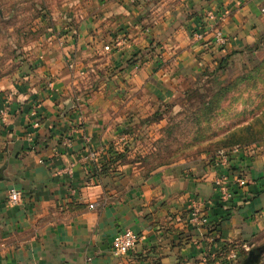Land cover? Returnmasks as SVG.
Wrapping results in <instances>:
<instances>
[{
	"label": "crops",
	"instance_id": "obj_1",
	"mask_svg": "<svg viewBox=\"0 0 264 264\" xmlns=\"http://www.w3.org/2000/svg\"><path fill=\"white\" fill-rule=\"evenodd\" d=\"M75 17L63 44L0 91V264H264V146L148 174L121 149L136 119L184 78L255 59L264 0H110ZM87 150L97 157L84 160ZM222 173L229 201L214 188ZM11 187L21 192L15 205ZM124 229L138 240L114 256Z\"/></svg>",
	"mask_w": 264,
	"mask_h": 264
},
{
	"label": "rangeland",
	"instance_id": "obj_2",
	"mask_svg": "<svg viewBox=\"0 0 264 264\" xmlns=\"http://www.w3.org/2000/svg\"><path fill=\"white\" fill-rule=\"evenodd\" d=\"M109 1L0 0V91L13 88L27 66L56 46L76 15L92 14ZM254 56L184 78L136 119L121 149L137 156L148 174L214 159L221 150L264 146V48Z\"/></svg>",
	"mask_w": 264,
	"mask_h": 264
},
{
	"label": "built area",
	"instance_id": "obj_3",
	"mask_svg": "<svg viewBox=\"0 0 264 264\" xmlns=\"http://www.w3.org/2000/svg\"><path fill=\"white\" fill-rule=\"evenodd\" d=\"M130 3H134L135 0H128ZM209 19H213V11H210L208 13ZM59 43H64V37L59 36ZM214 39L218 45H223L226 42V37L223 34L222 30L218 27H215L214 31ZM105 50L109 49V46L104 47ZM68 67L70 70L76 69V63L75 60H70L68 63ZM48 85L52 88L53 84L52 82H49ZM37 109L38 104L35 102L30 110V116L35 119L30 121L31 127H38L39 121L37 120ZM8 106H5L3 113L4 115L8 114ZM72 137L70 135H67L63 137V145L65 147H70L72 143ZM238 149L234 148L228 151L221 150L218 154V160L221 164L228 163L229 157L231 153L236 152ZM97 157V152L95 150H87V153L84 155V160H94ZM229 182V175L226 173H222L219 176H217L214 180V188L219 194V198L222 201H229L232 197V190L230 186L228 185ZM235 183L238 186H244L246 184L245 179L236 177ZM7 203L9 205H15L18 204L21 201V192L14 187L9 188L7 192ZM197 213H193V218L195 219ZM197 218V217H196ZM138 240L137 235L131 230V229H124L122 231L117 232L114 237L112 238V241L110 243V251L114 256H121L124 254H127L129 251H131L136 242Z\"/></svg>",
	"mask_w": 264,
	"mask_h": 264
}]
</instances>
